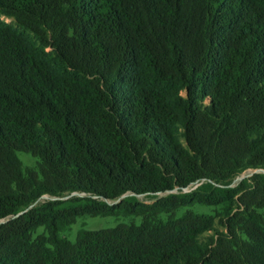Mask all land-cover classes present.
Listing matches in <instances>:
<instances>
[{
    "label": "trees",
    "instance_id": "trees-1",
    "mask_svg": "<svg viewBox=\"0 0 264 264\" xmlns=\"http://www.w3.org/2000/svg\"><path fill=\"white\" fill-rule=\"evenodd\" d=\"M249 169L264 0H0V264H264ZM85 217L132 221L61 237Z\"/></svg>",
    "mask_w": 264,
    "mask_h": 264
},
{
    "label": "rangeland",
    "instance_id": "rangeland-1",
    "mask_svg": "<svg viewBox=\"0 0 264 264\" xmlns=\"http://www.w3.org/2000/svg\"><path fill=\"white\" fill-rule=\"evenodd\" d=\"M6 22H9V21L7 20ZM17 157L21 161L23 168L34 167L35 164H36V160L29 154L19 152V153H17ZM263 171H264V169H263ZM249 173H250V169L247 170V171H244L243 173L238 175L237 178H241L242 175L243 176L246 175L243 178V179H246V178L252 176V175L247 176V174H249ZM234 181H233V184L227 183L226 185L229 186V187H235L239 182L236 183ZM202 187H204V185L202 183H195V184H192L191 186H189L188 188H186V189H184L182 191H179L178 189H175L172 193L173 194H182V193L197 192V191H200L202 189ZM138 199L140 201L144 202V203H152V200H154L155 198L154 197H150V196H148V197L147 196H141V197H138ZM108 203L112 204L110 202H108ZM192 210L194 212H196V213H203V214H209V215H213L215 213V211H218V209L200 207V206H195V207L192 208ZM130 221H132L131 218H119V219H115V218H101V217H97V218H89V217L80 218L71 227H69V228L65 229L63 232H61V237L66 239V240H68V241H70V242H74L75 239H76L77 233L79 231H81V230L95 231V230L109 229V228L115 227L116 225H118L120 223H129ZM133 221L136 224H138L140 222V219H133ZM42 233H43V229H38L36 231L35 235H40Z\"/></svg>",
    "mask_w": 264,
    "mask_h": 264
},
{
    "label": "water",
    "instance_id": "water-1",
    "mask_svg": "<svg viewBox=\"0 0 264 264\" xmlns=\"http://www.w3.org/2000/svg\"><path fill=\"white\" fill-rule=\"evenodd\" d=\"M257 173H263L264 174V171H263V169H250V173L249 174H247V176H250V175H253V174H257ZM246 175H242V177H241V179L238 181V182H240V181H242V179L245 177ZM237 182V183H238ZM171 192H173V191H171ZM171 192H167L168 194L169 193H171ZM128 195H124V196H121L120 198H118V199H116V200H106V202H110V203H112V204H117V203H119L123 198H125V197H127ZM137 197H141V196H137ZM41 199H48L47 197H42ZM36 204V203H35ZM35 204H33L32 206H30L29 208H28V210L29 209H31V208H33V206L35 205ZM25 212V211H24ZM24 212H22V213H19L17 216H20L21 214H23ZM17 216H14V217H7V218H5V219H2V220H0V224H2V223H5V222H7L8 220H10V219H12V218H16Z\"/></svg>",
    "mask_w": 264,
    "mask_h": 264
},
{
    "label": "built area",
    "instance_id": "built-area-1",
    "mask_svg": "<svg viewBox=\"0 0 264 264\" xmlns=\"http://www.w3.org/2000/svg\"><path fill=\"white\" fill-rule=\"evenodd\" d=\"M216 187H221L222 185H215ZM172 193V192H171ZM170 194V193H169ZM164 195H168V193H165ZM71 196H83L82 194H79V193H72L71 195H69V196H67V197H65L64 199H67V198H69V197H71ZM44 197V196H43ZM45 197H47L48 199H46V200H54V199H56V198H51V197H49V196H45ZM42 200H44V199H42Z\"/></svg>",
    "mask_w": 264,
    "mask_h": 264
},
{
    "label": "bare ground",
    "instance_id": "bare-ground-1",
    "mask_svg": "<svg viewBox=\"0 0 264 264\" xmlns=\"http://www.w3.org/2000/svg\"><path fill=\"white\" fill-rule=\"evenodd\" d=\"M240 179H241V178H237V179H236L234 182H236V183H237V182H238Z\"/></svg>",
    "mask_w": 264,
    "mask_h": 264
}]
</instances>
